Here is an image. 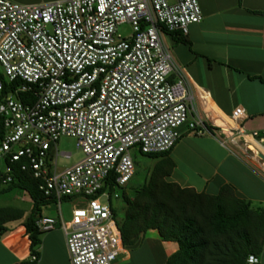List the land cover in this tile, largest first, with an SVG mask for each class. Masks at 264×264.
<instances>
[{"label":"built area","instance_id":"1","mask_svg":"<svg viewBox=\"0 0 264 264\" xmlns=\"http://www.w3.org/2000/svg\"><path fill=\"white\" fill-rule=\"evenodd\" d=\"M202 20L198 0L38 6L0 0V174L5 184L12 182V165L26 160L22 170L31 169L59 212V219L41 216L36 226L45 233L60 225L71 264H116L123 256L110 184L126 189L137 175L136 152L145 157L172 151L184 127L199 137L218 132L223 146L240 157L249 156L246 147L264 171V132L244 130L242 108L229 118V131L211 120L164 42L165 33L187 36ZM124 25L133 29L126 39L118 34ZM5 82L11 84L7 95ZM29 93L32 103L21 99ZM63 137L77 141L84 159L59 172L50 153L56 148L59 157ZM65 198L85 200L68 223L61 212ZM259 263L249 256L247 264Z\"/></svg>","mask_w":264,"mask_h":264},{"label":"crops","instance_id":"2","mask_svg":"<svg viewBox=\"0 0 264 264\" xmlns=\"http://www.w3.org/2000/svg\"><path fill=\"white\" fill-rule=\"evenodd\" d=\"M57 1L64 0H53L46 4ZM198 1L203 13L202 22L192 25L187 36L165 33L164 42L175 63L185 70L198 103L205 112L215 114L217 125L229 131V118L234 110L242 108L247 115L242 122L244 130L247 133H262L264 0ZM183 133L187 134L186 129ZM184 137L170 156L176 163L168 179L170 182L211 195H217L224 185H229L240 199L250 202L253 208H264V171L249 157L254 156L249 149L243 147L249 156L240 157L224 147L223 141L211 137L201 140L202 149H187L180 153L178 147L186 141H192ZM251 148L256 150L253 146ZM181 160L199 164L200 170L192 171L196 180L193 181L184 172L177 174L180 168L178 162ZM52 206L43 208L42 216L57 219L44 212L47 208L52 211ZM40 239L41 245L33 253L23 222L13 223L8 227V232L0 236V264H71L66 236L60 225L50 232L42 233ZM145 243L151 245L152 252L157 253L159 248L162 249L163 259L160 263L156 262L158 264H166L168 258L179 250L177 243L164 242L155 230L147 232ZM33 257L38 260L33 261ZM259 260V264H264V251ZM116 264L143 263L136 259L135 251L126 250Z\"/></svg>","mask_w":264,"mask_h":264},{"label":"trees","instance_id":"3","mask_svg":"<svg viewBox=\"0 0 264 264\" xmlns=\"http://www.w3.org/2000/svg\"><path fill=\"white\" fill-rule=\"evenodd\" d=\"M5 86L4 95H7L11 84L5 82ZM21 99L30 103L35 101L31 93L22 94ZM2 135L1 129L0 137ZM172 151L145 156L155 160L156 164L142 185L133 188L131 194L122 189L118 200L126 207L121 220H117L112 202L116 187L110 184L111 209L125 248L138 250L145 244L147 232L155 230L164 242H175L179 246L166 264H247L249 256L260 257L264 251V208H253L229 185H224L217 195H211L170 182L168 179L176 168L170 157ZM25 164L23 159L12 165V182L8 184L4 183L5 175L0 174V196L13 189L26 192L33 203L31 215L23 221V210L0 207V236L8 232L9 223L23 221L34 253L41 245L43 233L36 221L42 216L43 208L56 200L44 196L31 169L22 170Z\"/></svg>","mask_w":264,"mask_h":264},{"label":"rangeland","instance_id":"4","mask_svg":"<svg viewBox=\"0 0 264 264\" xmlns=\"http://www.w3.org/2000/svg\"><path fill=\"white\" fill-rule=\"evenodd\" d=\"M15 3L18 4H24V3H33V4H46L53 0H13ZM171 3H174V0H170ZM133 33V29L130 25H124L121 26L118 30V34L121 35L123 38H129ZM0 72H2V69L0 67ZM185 130V127L181 129L183 132ZM217 134H214L213 136H203L199 137L192 133H187L186 135H183L184 138L188 137L192 139V141H186L182 143L181 146L178 147V151L182 153L183 151H186L187 149L189 151L193 150H199L202 149L200 147V144L202 143L201 140H205L206 138H216L219 141H223L224 138L219 136L218 132ZM182 137V138H183ZM182 140V139H181ZM179 144V143H178ZM212 147V145H209ZM57 151L59 154V157H57L56 148H53L50 157L53 160V162H57L58 171L61 172L63 170L69 169L76 164L80 163L84 156L82 152L77 148V141L73 138L69 137H63L59 140L57 143ZM62 153L71 154V157L69 159H66L61 156ZM136 162H137V175L132 180L129 186L126 188V192L128 194H131L133 188H137L140 185H142L144 179L148 177L149 172L154 168L156 161L151 160L147 157L142 156L140 153L136 152ZM190 161V160H188ZM179 170L177 171V174H181L180 172H184L185 174H188L190 178L196 180L194 174H192V171H199V164L196 163H190L186 160H181L178 162ZM174 178H177L175 176ZM192 181V180H190ZM3 188H6V186H3ZM116 193L119 195H122V189L116 188ZM102 202H107L106 198H102ZM113 207L117 211V220H121L124 217L125 213V203L121 200H114L112 199ZM14 207L21 209L25 212V216L23 218V221H25L32 212L33 203L30 199V197L27 195L26 192L20 190V189H13L11 191L6 192L5 194L0 196V207ZM51 206V205H48ZM47 206V207H48ZM85 206V200L82 198H74L72 200L62 201L61 203V212L63 221L68 223L72 219V212L74 207H83ZM52 211L45 209L46 214H51L55 216L57 219H59V212H58V206L57 203H53ZM45 208V207H44ZM18 221V223L23 222ZM13 223L17 222H11L7 226H11ZM156 251V248H153ZM159 252H152L151 245L149 243H145L141 248L136 250V259L141 260L143 264H158L163 259V252L162 249H158ZM121 260V257L119 258V261ZM118 261V262H119ZM158 262V263H156Z\"/></svg>","mask_w":264,"mask_h":264},{"label":"bare ground","instance_id":"5","mask_svg":"<svg viewBox=\"0 0 264 264\" xmlns=\"http://www.w3.org/2000/svg\"><path fill=\"white\" fill-rule=\"evenodd\" d=\"M206 114L211 120H213L216 123L217 118H216L215 114H213L211 112H206Z\"/></svg>","mask_w":264,"mask_h":264}]
</instances>
